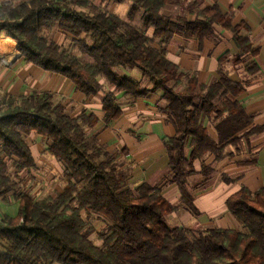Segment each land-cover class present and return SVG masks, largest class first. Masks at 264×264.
<instances>
[{"label":"trees","instance_id":"16d2710c","mask_svg":"<svg viewBox=\"0 0 264 264\" xmlns=\"http://www.w3.org/2000/svg\"><path fill=\"white\" fill-rule=\"evenodd\" d=\"M131 1L125 22L87 0H4L0 36L17 41L25 62L69 79L85 95L102 91L101 80L109 84L102 99L105 124L121 114L116 93L135 100L160 91V109L174 127L164 141L169 163L163 185L179 188L180 205L165 200L162 185L129 186V170L119 161L124 149L108 151L87 135L86 128L96 122L93 116L71 117L48 93L7 98L9 106L0 113V149L6 156L0 159V195L14 190L19 204L15 216L0 220V264H264V186L254 192L242 187L226 200L240 229L166 224L180 206L197 213L194 191L204 183H189L197 174L193 162L205 154L222 159L225 145L240 141L232 136L251 123V116L236 99L243 85L221 72L229 55L219 57V77L205 85L166 59L164 45L177 33L202 39L218 23L231 31L239 51L232 62L243 63L257 50L249 35L239 33L244 25H231L232 12L221 13L216 5L201 9L192 22H176L163 14L170 0ZM140 11L142 24L135 27L130 22ZM147 28L154 29L160 48L145 35ZM55 29L69 36L67 45L50 38ZM256 68L255 61L245 66L248 74ZM122 69L137 70L142 80L121 74ZM208 120L215 123L216 137ZM263 130L253 127L242 137L248 140ZM30 131L51 142L46 151L62 165L65 185L55 195L34 199L7 174L10 157L15 172L33 167L25 140ZM212 172L203 165L200 174L207 178ZM97 218L105 223L96 233L99 244L90 238Z\"/></svg>","mask_w":264,"mask_h":264},{"label":"crops","instance_id":"0c3cea01","mask_svg":"<svg viewBox=\"0 0 264 264\" xmlns=\"http://www.w3.org/2000/svg\"><path fill=\"white\" fill-rule=\"evenodd\" d=\"M2 1L4 0H0ZM87 1L107 13L117 15L125 22L128 21L131 0L122 3ZM213 5H216L221 13L232 12L231 25H244L239 33L249 35L252 49L257 50V54L240 64L232 62L239 52L232 33L220 24L213 23L212 33L202 39L173 34L164 45L165 57L179 70L194 73L198 82L208 85L219 77V57L229 55L221 72L226 73L233 82L243 85V91L236 99L251 116V123L232 136L241 139L236 145H225L226 155L222 159L216 161L213 154H205L202 159L193 162L197 174L190 178L189 183H204L194 191L193 205L197 213L193 214L180 206L167 216L171 221L168 227L240 229V224L227 210L226 200L242 187L254 192L264 186V130L250 136L248 140L242 137L250 128L264 129V0H170L164 6L163 14L176 22H192L201 9ZM80 9L89 11L88 8ZM130 23L140 27L142 12H138ZM153 33V28L145 30V35L151 38L152 45L160 48L161 42L153 37ZM50 38L61 46L69 42V36L61 29L53 30ZM251 61H255L257 68L252 74H248L245 66ZM121 71L133 80H142L137 70ZM101 83L102 91L85 95L77 90L69 79L25 62L19 54L17 41L8 36H0L2 95L17 100L48 93L71 117H78L82 113L93 116L96 122L92 127L86 128L87 135L94 136L108 151L124 149L119 161L129 170V186L136 187L142 182L150 186L162 185L161 193L165 200L170 205L179 206V188L175 184L163 185L169 163L164 141L173 136L174 127L160 109L163 106L161 92L153 91L135 100L128 98L123 92L116 93L121 114L113 122L105 124L102 99L104 90L112 87L102 80ZM206 126L216 137L215 123L208 120ZM25 140L34 161L33 167L15 172V158L10 157L6 161L7 174L18 180L19 190L22 186L34 199L61 192L65 185L62 179L63 168L60 162L46 151L51 142L35 131L25 134ZM2 158L5 159L6 156L0 149V159ZM203 165L213 170L207 178L200 174ZM15 193L16 191L9 190L0 195V220L3 216L16 215L19 200Z\"/></svg>","mask_w":264,"mask_h":264},{"label":"rangeland","instance_id":"374dc122","mask_svg":"<svg viewBox=\"0 0 264 264\" xmlns=\"http://www.w3.org/2000/svg\"><path fill=\"white\" fill-rule=\"evenodd\" d=\"M82 8V7H81ZM124 71H129L128 69H125ZM121 74H124L123 71H120ZM21 190L26 191L25 188H23L22 186L20 187ZM169 220V221H168ZM166 224L167 225H171V221L170 219L167 217L166 218ZM93 227L95 228V233H93L92 235H90L91 240L95 243V244H99L100 240L97 237V232L101 231L104 227H105V223L102 222L101 220L94 219L92 222Z\"/></svg>","mask_w":264,"mask_h":264},{"label":"built area","instance_id":"2783aa9c","mask_svg":"<svg viewBox=\"0 0 264 264\" xmlns=\"http://www.w3.org/2000/svg\"><path fill=\"white\" fill-rule=\"evenodd\" d=\"M8 97H5L0 93V113L9 106L8 101L6 100Z\"/></svg>","mask_w":264,"mask_h":264}]
</instances>
